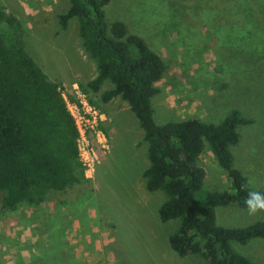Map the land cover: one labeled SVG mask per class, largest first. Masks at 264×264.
<instances>
[{
    "label": "rangeland",
    "instance_id": "374dc122",
    "mask_svg": "<svg viewBox=\"0 0 264 264\" xmlns=\"http://www.w3.org/2000/svg\"><path fill=\"white\" fill-rule=\"evenodd\" d=\"M0 5L21 22L25 48L65 97L89 103L90 98L103 112L100 128L109 147L103 153L91 139L99 160L92 176L49 192L38 206L21 203L0 211V264H209L195 254L179 256L169 246L179 219L158 217L166 195L145 188L147 144L126 101L115 96L102 102L103 85L96 92L79 87L96 74V64L81 44L77 19L60 26L58 15L69 0H0ZM103 11L108 23L122 21L167 66L151 98L157 124L189 118L218 123L232 110L252 118L237 128L238 142L229 149L248 186L264 189V0H110ZM197 163L206 173L203 191H232L208 147ZM263 219L264 212L249 215L235 204L215 207L221 226ZM231 246L264 264L263 238Z\"/></svg>",
    "mask_w": 264,
    "mask_h": 264
},
{
    "label": "trees",
    "instance_id": "16d2710c",
    "mask_svg": "<svg viewBox=\"0 0 264 264\" xmlns=\"http://www.w3.org/2000/svg\"><path fill=\"white\" fill-rule=\"evenodd\" d=\"M109 1L69 0L66 12L58 15L62 28L69 18L77 19L81 44L95 60V76L79 87L96 92L109 81L112 87L101 92L100 100L119 96L137 118L147 144L145 188L166 195L157 210L161 221L179 219L178 229L168 236L172 250L179 256L198 255L209 264H257L235 251L231 242L264 239V219L242 227L215 221L216 206L246 208L250 191L264 193L248 186L233 167L229 149L238 142L237 128L252 118L232 110L218 123L189 118L157 124L151 98L167 66L122 21H106L103 7ZM76 136L59 84L25 48L21 22L0 5V211L21 203L38 206L49 192L85 179ZM205 147L226 171L232 191L202 190L206 173L197 160Z\"/></svg>",
    "mask_w": 264,
    "mask_h": 264
},
{
    "label": "built area",
    "instance_id": "2783aa9c",
    "mask_svg": "<svg viewBox=\"0 0 264 264\" xmlns=\"http://www.w3.org/2000/svg\"><path fill=\"white\" fill-rule=\"evenodd\" d=\"M62 96L77 131L78 159L82 164L84 176L90 177L99 161L98 155L91 144V139L94 138L99 143L98 147L101 152L105 153L109 148L105 134L100 128V124L104 120V114L85 98H79L77 102L68 100L63 93Z\"/></svg>",
    "mask_w": 264,
    "mask_h": 264
},
{
    "label": "clouds",
    "instance_id": "9594fccd",
    "mask_svg": "<svg viewBox=\"0 0 264 264\" xmlns=\"http://www.w3.org/2000/svg\"><path fill=\"white\" fill-rule=\"evenodd\" d=\"M244 203L249 215L264 212V193L250 191Z\"/></svg>",
    "mask_w": 264,
    "mask_h": 264
},
{
    "label": "crops",
    "instance_id": "0c3cea01",
    "mask_svg": "<svg viewBox=\"0 0 264 264\" xmlns=\"http://www.w3.org/2000/svg\"><path fill=\"white\" fill-rule=\"evenodd\" d=\"M71 74H72V77H71V78H73V79L76 78L75 80H79L78 76H77L75 73H71ZM94 76H95V75H94ZM94 76L91 75L90 79H92ZM72 81H74V80H72ZM157 83H159V81H157ZM73 84H76V81H74ZM102 85H103L102 91L105 90V89H109V88L112 87V84H111L109 81H107V80L104 81ZM108 101H109V100H108ZM108 101H107V102H108ZM105 103H106V102H105ZM108 149H109V148H108ZM107 151H108V150H107Z\"/></svg>",
    "mask_w": 264,
    "mask_h": 264
}]
</instances>
